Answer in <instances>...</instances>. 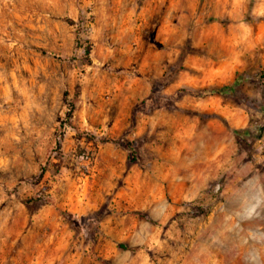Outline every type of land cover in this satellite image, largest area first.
Segmentation results:
<instances>
[{"label":"clouds","instance_id":"1","mask_svg":"<svg viewBox=\"0 0 264 264\" xmlns=\"http://www.w3.org/2000/svg\"><path fill=\"white\" fill-rule=\"evenodd\" d=\"M39 7L48 12L37 18V27L41 20L51 24L48 15L84 17L83 35L95 45L94 67L81 66L82 49L54 50L49 58L57 55L67 62L77 57L71 71L58 75L59 66L52 61L55 67L45 65L50 70L43 72V82L37 81V71L27 81L20 77L17 84L25 59L13 72L0 73V170L11 173L7 183L0 182V203L8 204L0 214V264H264V0H217L215 24L206 23L204 16L185 15L192 6L179 0L167 5L166 0H151L139 11L137 0H56ZM15 8L12 0H0V43L23 56V34L13 42L7 31ZM148 9H163L157 23L163 21L173 40L167 65L144 54L131 31L143 25ZM177 11L180 23L172 25ZM90 15L96 16L95 25L87 22ZM221 21L227 22L224 27ZM54 27L59 31L64 25ZM109 27L119 30L112 37L119 47L97 43ZM245 35L248 39L241 40ZM189 39L191 47L200 50L195 59L188 55ZM114 54L129 65L142 57L144 63L130 77L141 86L140 98L148 94L147 80L135 81L136 71L163 78L161 99L171 106L130 120L127 101L136 98L131 86L125 88L115 78L107 81L100 73ZM233 56L238 60L235 78L208 85L205 69L213 62L222 66ZM201 72L205 74L198 76ZM102 80L109 96L125 100L117 126L107 127L101 106L90 116L99 128L81 121L77 112L72 121L77 130L60 129L56 115L68 111L60 104L65 85L70 90L80 83L92 99L89 85ZM18 114H30L31 124L13 120ZM125 129L124 139L137 145L147 141L131 166L108 145L96 151L72 139L80 132L96 136L97 144L101 137L115 142ZM61 131L62 155L55 151L61 141L53 135ZM80 148L92 158L79 157ZM49 161L58 163L59 171L49 166L45 181L30 186L27 177L38 176ZM28 196L44 200L51 218L33 217L30 224L17 199ZM66 213L72 214L71 220L85 219L72 226Z\"/></svg>","mask_w":264,"mask_h":264},{"label":"rangeland","instance_id":"2","mask_svg":"<svg viewBox=\"0 0 264 264\" xmlns=\"http://www.w3.org/2000/svg\"><path fill=\"white\" fill-rule=\"evenodd\" d=\"M13 4L16 6L15 15L9 17L10 27L7 29L9 37L12 38L13 42L19 37L17 34H23L22 43H25V47L21 50L23 56L17 52V49L13 47L11 50L6 48L3 43H0V73L7 70L9 73L13 72L17 65H23L24 60H27L26 65L20 68L19 76L17 77V84H19V78L23 77L25 81L29 80L33 72L39 71L36 79L38 82H43L44 76L43 72L50 70L46 68L45 65L48 64L51 67L58 65L57 74H64L66 71H71L73 64L77 61L76 56H71L70 59L65 62L60 56L52 55L49 58V54L52 51H71V50H83V56L80 57L81 66H86L91 69L94 67L93 64V51L95 45L91 38L85 33L83 25L85 24V19L83 16L78 15L73 19L69 15L64 16H55L48 15V20L51 21V24H46L45 21H40V26L37 27V18L41 15H47L48 10L42 9L39 7L43 3H55L56 0H12ZM110 3L114 0H109ZM171 0H166V5L169 4ZM181 4H190L192 7L188 8L185 11V15L191 16L193 13L196 17L204 16L206 23L215 24L217 22V17L215 15V4L217 0H179ZM138 11L143 9L147 4L151 3V0H137ZM89 13L92 12V9H87ZM152 11L148 9L146 12L143 25L138 28H132L131 31L135 34L137 42L141 45L143 53H151L152 59L157 61H162L163 64L167 65L166 57L170 52V45L173 43L171 37L167 36V29H165L163 21L157 23L159 20L160 12ZM209 13H212L209 15ZM35 14V15H34ZM174 15L177 17L171 21L172 25H178L180 23V13L179 11L175 12ZM96 16H89L87 22L95 25ZM139 23V22H137ZM226 21H221V27L226 25ZM64 25V28L57 31L54 25ZM3 23L0 22V38H3ZM127 27V26H125ZM41 28H44V31H41ZM75 29V31H70ZM117 29L112 27L107 28L103 33V40H98L97 43L106 46L108 48L119 47V45H114L112 39L113 36L118 34ZM241 40H247V35L240 38ZM191 39L185 41L188 55L192 56L194 59L199 55V49H194L191 47ZM140 54L138 53V56ZM184 54L181 53V59H183ZM52 61L55 62V65H52ZM122 56L120 54H114V58L108 59L106 63L103 64V67L100 69V73L103 76L107 77V81H111L114 78L119 80L120 84H124L125 88L131 86L132 92L136 94L135 99L127 101V111L129 119L133 120L136 118L137 114H145L148 111H158L160 106L170 107L171 105H164L161 99V94L165 90L163 88L164 79H153L151 74L142 73L140 71L135 72V81L140 82L147 80L148 94L143 98H140L139 90L140 85L133 83L130 79L134 69L138 68V65L144 63L143 58L141 57L137 62L129 64L122 63ZM179 62V60L177 61ZM238 64V60L235 56L231 59L225 58L222 66L216 65L213 62V66L206 68L205 71L208 74L207 84L210 86H216L215 81L219 80L221 82H227L235 78L236 72L235 68ZM202 66V62L198 63V67ZM264 68V66H262ZM172 68L169 67L168 71H171ZM205 73H197L198 76H203ZM91 76V73H88ZM167 75V73H165ZM125 80H128V83L125 84ZM107 81L102 80L100 83H93L89 85V92L92 95V99H88L85 96V89L80 83H76L74 86L69 87L65 85L64 90L60 92V104L68 109L63 116H60L59 113L56 115V123L59 125L60 129H72L73 131L77 130V125L73 124V118L77 112L81 113L79 118L81 121L86 122L89 126L99 128L100 125L97 122L93 125L92 120L90 119L91 110L97 109L98 107H103L104 113L107 117V127L112 129L117 126V122L121 119L122 111L125 109V100L124 97L112 95L109 96L104 89L107 88ZM12 80L9 78V87L11 88ZM96 88V91L93 92L92 89ZM3 95V85L0 83V96ZM13 97L17 95L16 92H12ZM128 93H125L127 96ZM85 97V103L81 104V98ZM90 106V107H89ZM13 120L20 121L31 124V115L30 114H18L12 117ZM239 123V120H237ZM126 129L121 133L120 138L117 141H113L111 137H101L99 144L96 143L97 137L87 133L77 132L76 136H73V140H80L84 143L91 146V148L99 151L101 146L108 145L110 149L114 150L115 153L123 154L125 157V165L131 166L137 163L138 153L141 149L145 147L144 143L136 144L135 140L124 139L126 134ZM4 132L0 129V138H2ZM54 136L59 137V141L56 144L55 151L63 154L64 145L62 141L64 140L65 133L63 131L53 134ZM79 157H84L87 155L89 158H92V154L87 150L80 148L77 150ZM24 154L20 153V159H23ZM37 164L40 163V157H34ZM56 161L59 160V156L55 158ZM49 166L59 171V164L53 161H49L48 164H45L41 167L40 173L38 176L27 177V180L30 182V186H39L45 181V177L48 175ZM11 179L10 172H4L0 170V182L7 183ZM25 182V176L20 177V183ZM85 188V195H86ZM19 203L23 206L24 211L27 213L29 218V223L31 224L33 217L48 216L49 209L44 200L28 196L25 199H20ZM8 204L5 201L0 203V214H3L7 210ZM166 211L165 207L160 209L161 214ZM99 212V210H98ZM69 217V220L72 226L79 225L83 223L84 217H81L79 220H71V213H66ZM50 219L51 217L48 216Z\"/></svg>","mask_w":264,"mask_h":264}]
</instances>
